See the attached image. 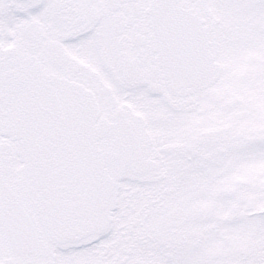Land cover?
Listing matches in <instances>:
<instances>
[{"label":"snow or ice","instance_id":"obj_1","mask_svg":"<svg viewBox=\"0 0 264 264\" xmlns=\"http://www.w3.org/2000/svg\"><path fill=\"white\" fill-rule=\"evenodd\" d=\"M0 264H264V0H0Z\"/></svg>","mask_w":264,"mask_h":264}]
</instances>
